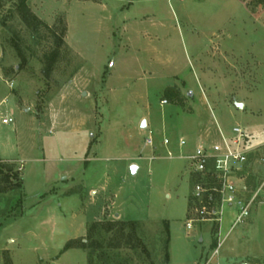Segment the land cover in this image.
Masks as SVG:
<instances>
[{"label": "rangeland", "instance_id": "obj_1", "mask_svg": "<svg viewBox=\"0 0 264 264\" xmlns=\"http://www.w3.org/2000/svg\"><path fill=\"white\" fill-rule=\"evenodd\" d=\"M27 4L51 31H34L15 0L0 1V162L23 178L21 190L0 191V264H89L86 250L63 253L65 245L87 241L93 224L118 215L140 224L142 242L119 251L127 264H166L164 220L171 226V263L201 264L219 233L211 223L185 228L191 162L176 161L171 148L180 139L184 152L195 143L221 144L219 129L230 137L237 126L255 146L264 145V4ZM54 33L65 46L46 75ZM149 135L154 148L145 145ZM259 175L248 182L250 195L259 194ZM254 211L224 242L219 264H264L254 243L247 247L251 235L264 231ZM232 219V210H224V221Z\"/></svg>", "mask_w": 264, "mask_h": 264}, {"label": "built area", "instance_id": "obj_2", "mask_svg": "<svg viewBox=\"0 0 264 264\" xmlns=\"http://www.w3.org/2000/svg\"><path fill=\"white\" fill-rule=\"evenodd\" d=\"M162 104H167L163 101ZM4 124H12V118L3 119ZM221 144L209 145L199 143L193 153L186 156L191 162V177L196 181L191 184L190 217L186 222V229L192 230L195 223H211L217 227L220 235L224 223V210L233 212L232 230L245 223L250 217L253 207L257 204L258 193L247 199L239 196L236 184V175L242 166L248 163L251 148L249 136L243 128L235 127L232 136L227 137L221 130ZM145 145L154 148L155 141L152 136L145 138ZM163 146L168 148L170 140L164 139ZM179 146L184 148L187 142L179 140ZM169 157L173 154L169 152ZM264 164V158H261ZM218 235L217 244L204 258L201 264H219V256L224 240Z\"/></svg>", "mask_w": 264, "mask_h": 264}, {"label": "trees", "instance_id": "obj_3", "mask_svg": "<svg viewBox=\"0 0 264 264\" xmlns=\"http://www.w3.org/2000/svg\"><path fill=\"white\" fill-rule=\"evenodd\" d=\"M1 1V0H0ZM17 2V11L21 20L34 31L42 27L49 29L44 22L39 20L31 11L28 6V0H15ZM256 4H264V0H256ZM55 37V48L45 54L44 56V73L49 75L56 63L59 61L62 53V49L65 46V41L61 36L53 34ZM175 99L180 98V94L176 92L174 94ZM19 173L13 172V169L8 167L7 164L0 162V191L9 192L12 190H21L23 188V178L19 177ZM196 181V178L191 180V184ZM19 207V202H15L13 208L10 210L13 211ZM165 225V235L166 239L164 241V256L166 264H170V243L171 235L168 222H163ZM139 223L136 221H111L105 223H95L91 226L89 230V235L87 241L85 239L77 241H69L64 249L63 253L67 252L73 248L84 249L88 252L89 264H127L130 260L120 259L119 251L125 246L131 249H136L137 245L142 241L138 237ZM107 244H105L106 236H109ZM215 241V246H216ZM121 260L120 263H115V261Z\"/></svg>", "mask_w": 264, "mask_h": 264}, {"label": "crops", "instance_id": "obj_4", "mask_svg": "<svg viewBox=\"0 0 264 264\" xmlns=\"http://www.w3.org/2000/svg\"><path fill=\"white\" fill-rule=\"evenodd\" d=\"M220 130L221 129H219V131ZM231 136L232 135L230 134V137ZM195 144H196V146L198 145V143H195ZM263 146L264 145H262V144L261 145L257 144L255 146V144L253 143V141L249 137V147L251 148L252 151L249 154L248 163L244 164L242 166V170L236 175V178H237L236 179V184H237V187H238L239 196H241L244 199H247L250 196H252V195L249 194L250 192H248V189H247L248 188V182L250 183L251 180H253L255 175H257V174H260L259 177H258V181L261 182V184H259L261 189H259V191H258L259 194L258 195H260V193H263V196H261L262 197L261 200H259V202L253 207L250 217L245 221L244 224H242L243 226L246 225V224H249L251 222L250 219L252 217V214L255 213L254 210H256V214H255L256 215V217H255L256 221L257 222H261L264 225V183H262V181H264V171L262 173H260V170L258 171L255 168V166L257 164H259V166H261L260 164H262L261 163V158H264V150H263L264 148L262 149ZM171 150L174 153L176 152L177 155H180L179 156L180 158L178 157V159L176 161L187 160L186 156L191 154V153H193V152H190V151L184 152L181 149V147L179 146V144L176 145V147L172 146ZM175 166L179 167L178 164H176ZM259 168H262L261 170H264V166L263 167H259ZM172 172H174V170H172ZM175 172H176V170H175ZM177 174H178V172H177ZM188 177H189V181H190V185H191L192 177H191L190 170L188 171ZM189 198H190V196H189ZM116 219H119V220H116V221H123L122 219H124V218H123V215H118V218H116ZM128 221H131V220H128ZM166 222H168V221H166ZM231 223H232V221H230V222H228V221L225 222L224 221V223L222 225V229L220 231L219 237L222 238L224 240V242L227 239L230 238V234L234 230V229L232 230ZM168 224H169V228H171L170 222H168ZM185 228H186V224H185ZM189 231H191V230H188V232ZM261 232H262V229H261L260 232H258V233H260L258 235V237H256L254 234L251 235V237H250L251 239L247 242V243H249V244H247V247L250 249L251 248V244L250 243H254V247H255L256 253H259L260 257H262V259H264V231L262 232L263 233L262 235H261ZM239 238H240V233H238V235L234 238V240L235 241H239ZM202 241L203 240L201 239V242ZM216 243H217V240H216ZM170 257H171V254H170ZM171 262H172V258H171L170 264H172Z\"/></svg>", "mask_w": 264, "mask_h": 264}, {"label": "water", "instance_id": "obj_5", "mask_svg": "<svg viewBox=\"0 0 264 264\" xmlns=\"http://www.w3.org/2000/svg\"><path fill=\"white\" fill-rule=\"evenodd\" d=\"M191 95H192V93H190V96H191ZM238 107L241 108V105L238 104ZM136 168H137L136 166H133V167H132V170L135 171Z\"/></svg>", "mask_w": 264, "mask_h": 264}]
</instances>
